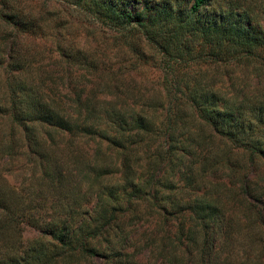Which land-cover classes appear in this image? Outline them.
<instances>
[{
    "label": "trees",
    "instance_id": "obj_1",
    "mask_svg": "<svg viewBox=\"0 0 264 264\" xmlns=\"http://www.w3.org/2000/svg\"><path fill=\"white\" fill-rule=\"evenodd\" d=\"M68 1L83 6L94 19L124 34L139 29L148 38L160 37L165 53L170 52L175 35L190 27L202 28L206 34L221 30L230 35L229 41L244 46L246 54L253 52L255 44L264 47V37L250 35V25L240 33L234 27L222 30V24L213 21L198 26L195 17L209 0H194L187 6L179 0H144L140 8L138 0ZM160 14L164 19L156 24ZM6 17L7 22L21 28L30 24L17 13ZM7 38L1 39L5 42ZM13 51L0 48V264H147L151 256H133L138 252L129 250L135 237L129 227L134 225L136 230L138 219H145L149 225L169 226L174 221L161 240L163 244L157 246L164 264H264L263 100L252 104L226 97L213 88L183 85L196 117L241 152L237 160H231L232 151L226 153L216 168L231 173L229 182H215L226 188L222 192L226 196L234 194L236 206L228 213L220 195L211 198L198 194L180 200L148 194L138 185L127 152L115 163L121 159L119 170L125 174L124 182L110 186L102 181L114 171L111 165L96 164L104 153L103 143L114 145L120 153L129 150V144L137 143L138 132L161 133L163 128L171 144L172 140L175 143L178 110L175 118L169 112L156 126L154 120L134 112L96 114L94 101L80 95L68 108L61 103L53 84H47L45 74L51 75L50 71L39 65L41 74L34 78L26 64L28 59L16 57ZM173 106L169 104L168 111ZM88 137L98 139V149L89 156L95 162L91 165L89 161L90 168L86 170L79 164L80 155L84 159L85 154L78 155L75 139ZM174 148L171 145L161 149L162 161L169 163L173 157L179 159L188 152L179 147L182 152L176 157L178 151ZM245 169L248 173L241 176ZM17 171L27 174V188L11 182L9 175ZM79 174L84 176L83 181L78 179ZM138 202L145 203V208L138 210ZM24 223L37 228L40 234L25 240ZM235 230H247L251 236L249 253L242 252L241 256L227 252ZM172 246L173 251L169 250Z\"/></svg>",
    "mask_w": 264,
    "mask_h": 264
},
{
    "label": "rangeland",
    "instance_id": "obj_2",
    "mask_svg": "<svg viewBox=\"0 0 264 264\" xmlns=\"http://www.w3.org/2000/svg\"><path fill=\"white\" fill-rule=\"evenodd\" d=\"M143 1L138 0L139 8ZM193 1L177 2H184L187 6ZM13 13L20 14L30 24L21 28L7 22V14ZM163 19L164 15L160 14L156 24ZM195 19L200 27L213 21L222 24V30L234 27L237 33L250 25L251 36L259 34L264 37V0H209ZM216 30L206 34L202 28L190 27L184 33L178 32L170 43V52L165 53L159 44L160 37L155 40L148 38L139 29L124 34L122 30L94 19L86 8L68 0H0V48L13 49L16 57L27 58L26 64L29 63L34 78L41 74L37 69L39 65L49 70L51 75L45 74L47 84H53L56 95L61 103H66V107H72L80 95L94 101L96 114L112 110L134 112L154 120L156 126L169 112L175 118L178 110V141L175 143L172 140L171 144L165 128L161 133L158 130L138 132L137 143L129 144V150L124 149L120 153L114 145L103 143L104 153L99 158L95 157L99 160L96 164L111 165V170H114L102 178L104 183L120 186L124 182L125 174L119 170L121 159H118L120 163H115L118 156L122 158V154L127 152L135 167L138 185H142L148 194L180 200L194 198L198 194L211 198L220 195L230 213L236 206L234 194L226 196L222 193L226 188L217 186L215 182H229L231 173L228 169L216 171V168L226 153L232 151L231 160H237L241 152L196 117L183 85L213 88L226 97L249 100L252 104L264 101V47L255 44L253 52L246 54L244 46L229 41L230 35ZM162 32L167 34V31ZM3 37H8L5 42L1 39ZM169 104H174L171 111L167 109ZM103 123L107 125V120ZM75 140L78 155L85 154L84 159L80 155L79 164L88 170V162L91 165L95 162L93 156L92 159L89 156L98 149V139ZM171 145L173 148L175 145L174 151H178L176 157L182 152L179 147L186 148L188 152L166 163L161 159V149L171 148ZM248 171L242 170L241 176ZM26 176V173L17 171L9 178L12 183L27 188ZM78 179L83 181L84 176L79 174ZM146 204L156 207L154 203ZM145 206V203L138 202V210ZM173 222L169 226L165 223L149 225L145 219H138L136 230L134 225L129 227L135 235L129 250L138 252L133 256H151L152 260L147 259V264H164L157 246L163 244L161 240L174 226ZM22 228L25 240L40 234L30 224L24 223ZM250 243L251 236L247 235V230H239L230 238L227 252L242 256V252L249 253ZM169 250L173 251V246Z\"/></svg>",
    "mask_w": 264,
    "mask_h": 264
}]
</instances>
